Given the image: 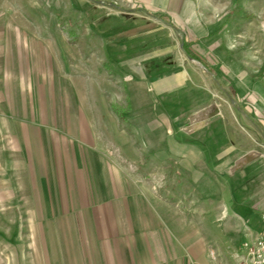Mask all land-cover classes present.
Listing matches in <instances>:
<instances>
[{
	"label": "crops",
	"instance_id": "obj_1",
	"mask_svg": "<svg viewBox=\"0 0 264 264\" xmlns=\"http://www.w3.org/2000/svg\"><path fill=\"white\" fill-rule=\"evenodd\" d=\"M115 1L111 7L126 12L129 19L109 29L100 25L99 32L110 39L102 51L103 63L123 75L132 94L143 91L141 84L147 83L146 93L158 111L175 102L182 104L178 114L183 122L189 113L208 112L206 101L212 96L204 93V101H198L202 91H191L189 83L216 77L224 73L225 65L233 71L235 62L229 61L224 32L229 18H211L203 0H124L130 9ZM12 33L7 36V29L0 27V206L9 201V194H29L28 200L19 197V201L35 210L70 211L68 224L81 214L78 224L93 231L88 228L85 240L80 238L83 245L74 253V264H238L236 254L246 236L262 228L261 143L247 152L245 144H233L224 131L216 137L213 121L207 127L210 131L204 130L200 137L179 132L174 144L162 141L164 153L157 159L172 157L177 176L188 173L198 188L206 186L208 230L183 235L187 220L179 205L182 188L173 187L171 200L164 189L154 193L123 176L117 150L135 156L132 140L112 132L116 122L109 126V137L103 138L101 131L108 132L103 117H90L104 113L112 119L108 110L83 106L82 138L54 137L58 126L70 130V109L36 104L38 70L30 59L37 52ZM45 89L50 92L46 96L53 95V84ZM130 112L126 109V120ZM219 222L222 226L215 225Z\"/></svg>",
	"mask_w": 264,
	"mask_h": 264
},
{
	"label": "rangeland",
	"instance_id": "obj_2",
	"mask_svg": "<svg viewBox=\"0 0 264 264\" xmlns=\"http://www.w3.org/2000/svg\"><path fill=\"white\" fill-rule=\"evenodd\" d=\"M110 1L0 0V27L7 29V36L13 31L37 52V57L30 59L38 70L36 104L39 107L52 105L70 109V130H62L58 126L54 128V137L68 136L71 141H78L83 131L80 123L84 121V115L79 113L81 107L105 108L112 119L104 113L90 114L96 120L103 117L102 122L108 127V132L101 131V136L107 139L111 131L109 126L116 122V131L112 132H116L119 138L129 136L138 157H130L119 148L118 170L134 186H148L154 193L164 189L167 199L173 200V187H181L179 205L187 220L182 226L183 235L206 234L209 221L207 206H210L204 191L206 186L198 188L188 173L177 176L173 172L172 157L159 161L157 155L164 153V139L174 144L179 132L191 138L200 137L213 121L216 137L220 138L224 131L233 144H245L247 152L260 142L264 156V0H203L211 18L221 21L229 18L224 32L229 40V61H234L235 67L232 71L225 65L224 73L189 83L191 91H202L198 101H204V93L212 97L206 101L210 106L208 112L189 113L184 122L178 114L182 104L175 102L169 104L166 111H158L153 97L146 93L147 83L141 84L143 91L137 90L132 94L123 75L116 74L111 70L114 67L103 63L102 51L110 39L109 35L99 32L100 25L109 29L111 25L115 27L129 19L126 12L111 7L116 6L115 0ZM116 3L130 9L124 0ZM133 19L139 21L141 18ZM51 84L53 95L46 96L48 90L45 87ZM189 104L191 106L193 102ZM113 106L124 111L130 109L127 120L124 114V120H121L114 113ZM145 108L153 111L152 114L142 112ZM40 116L45 117L44 114ZM58 118L61 120V115ZM171 146L172 153L174 147ZM221 188L219 185L217 192ZM29 196L9 194V201H2L0 264H74L77 261L74 253L83 245L80 240H85V235L93 231L92 227L78 224L77 217L82 218L81 214L74 215V224L72 220L68 224L70 211L35 210L23 200L19 201L20 198L28 200ZM194 224L197 226L195 229ZM221 224L215 223L217 226Z\"/></svg>",
	"mask_w": 264,
	"mask_h": 264
},
{
	"label": "built area",
	"instance_id": "obj_3",
	"mask_svg": "<svg viewBox=\"0 0 264 264\" xmlns=\"http://www.w3.org/2000/svg\"><path fill=\"white\" fill-rule=\"evenodd\" d=\"M262 228L256 233H249L236 254L238 264H264V213Z\"/></svg>",
	"mask_w": 264,
	"mask_h": 264
},
{
	"label": "trees",
	"instance_id": "obj_4",
	"mask_svg": "<svg viewBox=\"0 0 264 264\" xmlns=\"http://www.w3.org/2000/svg\"><path fill=\"white\" fill-rule=\"evenodd\" d=\"M112 109H113L114 113H116L120 117L121 120H124L123 114L125 111L123 109L118 108L117 106H113Z\"/></svg>",
	"mask_w": 264,
	"mask_h": 264
},
{
	"label": "water",
	"instance_id": "obj_5",
	"mask_svg": "<svg viewBox=\"0 0 264 264\" xmlns=\"http://www.w3.org/2000/svg\"><path fill=\"white\" fill-rule=\"evenodd\" d=\"M229 97H230L231 101L234 102L233 98L231 96H229Z\"/></svg>",
	"mask_w": 264,
	"mask_h": 264
}]
</instances>
